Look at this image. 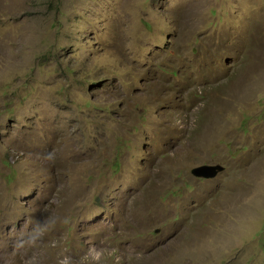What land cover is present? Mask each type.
I'll return each instance as SVG.
<instances>
[{"label": "rangeland", "instance_id": "rangeland-1", "mask_svg": "<svg viewBox=\"0 0 264 264\" xmlns=\"http://www.w3.org/2000/svg\"><path fill=\"white\" fill-rule=\"evenodd\" d=\"M93 246L264 264V0H0V264Z\"/></svg>", "mask_w": 264, "mask_h": 264}, {"label": "clouds", "instance_id": "clouds-1", "mask_svg": "<svg viewBox=\"0 0 264 264\" xmlns=\"http://www.w3.org/2000/svg\"><path fill=\"white\" fill-rule=\"evenodd\" d=\"M29 223L37 226L33 228L32 231H27L26 233L24 231L21 232L20 237L14 241L12 245L14 251L36 248L38 243L42 241L45 235L54 229L56 225L52 217H48L43 223V226H40L41 221L39 219L31 220ZM106 255L107 249L93 246L88 248L79 260H74L71 256L64 255L63 258L58 261V264H102V260ZM112 255L114 256L115 252H113ZM25 264H41V261L37 255H32L25 261Z\"/></svg>", "mask_w": 264, "mask_h": 264}, {"label": "water", "instance_id": "water-1", "mask_svg": "<svg viewBox=\"0 0 264 264\" xmlns=\"http://www.w3.org/2000/svg\"><path fill=\"white\" fill-rule=\"evenodd\" d=\"M223 170L224 167L221 165H203L194 168L192 173L194 177L212 179L218 176Z\"/></svg>", "mask_w": 264, "mask_h": 264}]
</instances>
